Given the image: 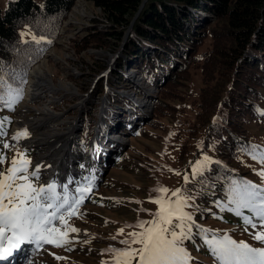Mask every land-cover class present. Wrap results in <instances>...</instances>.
<instances>
[{
  "label": "rangeland",
  "instance_id": "rangeland-1",
  "mask_svg": "<svg viewBox=\"0 0 264 264\" xmlns=\"http://www.w3.org/2000/svg\"><path fill=\"white\" fill-rule=\"evenodd\" d=\"M13 1L0 0V8L5 11ZM105 25L106 22L100 8L96 7L93 2L76 0L67 19L63 22L56 45L47 51L46 56L29 71L28 75L30 80L32 70L45 64L50 69L54 90L48 92L46 89L44 97L37 102L34 101L35 103L23 100L13 114L16 123L21 120L25 122L24 126L31 134L29 139L37 141L40 133L44 132L43 128L32 130L31 126H27L31 119L38 117L35 110L41 111L45 106H51L54 115L61 114V123H64L61 127L63 131L70 128L73 123L80 127L76 120L79 118L78 114L83 111L84 113H81L82 116L85 115V122L82 121L83 131L82 127L76 133L73 129L76 136L67 139L61 132L63 139H60L58 144L63 151L60 161H49L56 152H51L53 149L48 143L36 147L39 142L37 141L34 142L33 147H30L31 149L28 145L27 148L30 151L33 165L38 162H44L47 165L48 162L51 165L55 164L53 168H56L55 166H57L56 169L59 168L58 172L53 173L49 172V168L42 170V182L45 178L50 179L54 176H58L61 180L67 175L76 176L82 171L80 164L91 166L97 177L96 192L93 197L95 202L84 204L81 209L85 214L83 218L72 221L74 226L81 229L80 238L88 239L91 243L76 244L71 252L64 248L45 246V252L43 249L33 253L35 264H101L102 259L108 258L100 255L103 249L110 244L120 247L110 239L120 226L126 223L134 224L138 218L151 219L144 211H140L138 215L140 208L156 210V206L148 202L150 190L158 186H166L170 190L182 187L184 185L183 175L177 176L168 169H174L182 174L187 170L190 173L189 161L194 162L201 156V153L197 155L199 148L195 147L187 161L179 159L183 138L178 134V127H182L188 119L191 121L196 117L197 105H202L205 112L209 104L216 100L218 91L224 83L221 80L223 72L220 67L214 68L213 71L216 74L210 76L203 72L201 66L191 68L179 82L173 85L171 92L165 93L166 100L161 104L163 111L159 112V120L162 124L155 123L151 127L148 123L152 122V117L158 112V109L155 111L153 108L154 97L160 94L162 88L148 83L142 74L135 70L130 71L129 67L124 70L119 69L118 58L124 55L121 52L113 58V54L108 55L106 50H101L100 47H87L83 44L85 47L80 49L84 41L83 37L93 32L91 29L96 28L97 31H102ZM212 43V39L208 38L202 45L201 52H205L212 46ZM102 64H106L108 68L101 73L99 80L94 81L96 72L92 71V66ZM117 73L127 77L129 86L117 87V78L120 77ZM213 77L215 79L212 83L213 88L205 94L203 90L207 88L206 80H211ZM110 80H113L114 84L107 87L105 97L98 96L95 92L96 88L101 82ZM135 88L139 90V93L134 90ZM22 109H26V112L21 111ZM137 112L140 116H137ZM5 115L9 116L11 113L7 111ZM109 115L110 118H108ZM22 128L17 125L15 129L14 126V129L18 131ZM77 135L79 139L86 137L93 140L95 138L89 147L90 151L86 154L79 155L78 149L74 146L79 142ZM160 135H163V139L159 138ZM248 136L253 144L264 146V117L257 115L252 118L248 125ZM27 140H22L20 143L24 142L22 144L24 146ZM99 142L104 143L109 156L108 162H106L104 149H100L103 152V163H88L94 160L93 152ZM208 155L211 156V152ZM120 158L121 165L118 163ZM81 159H86L88 162H82ZM242 159L245 163H242L241 168L235 163V169L247 173L244 177L260 184L261 178L255 174L254 169L259 171L261 165L247 156ZM105 175L108 177L104 183ZM188 187L191 188L190 184ZM151 195L154 196L155 193ZM110 198L123 200L124 203L116 204ZM131 200H139L142 203H131L129 202ZM196 202L201 208L209 207L207 197L202 195ZM225 219L233 218L225 212L222 221ZM196 220L209 228L215 221L208 214H205L203 218L197 214ZM212 229L227 231L237 240L244 239L254 243L247 233L242 231L241 221L235 220L234 224L221 222ZM85 230L89 233L88 236L83 235ZM127 231L129 230L126 229ZM197 240L198 238L195 244L191 241L186 242V247L193 257L192 264H216L208 249ZM197 245H200L199 249ZM55 256L66 257V259L57 260Z\"/></svg>",
  "mask_w": 264,
  "mask_h": 264
},
{
  "label": "trees",
  "instance_id": "trees-1",
  "mask_svg": "<svg viewBox=\"0 0 264 264\" xmlns=\"http://www.w3.org/2000/svg\"><path fill=\"white\" fill-rule=\"evenodd\" d=\"M75 1L14 0L5 11L0 8V61L27 64L30 58L31 70L56 45ZM85 1L100 8L106 25L102 31L91 29L93 32L83 37L79 48L100 47L113 55L122 49L124 55L118 58L119 69L130 67L142 74L148 83L162 88L154 97V109L158 112L148 123L151 127L155 123L162 124L159 112L163 111L161 104L166 100L165 93L191 68L201 66L209 76L216 74L214 68H222L224 83L216 100L205 112L202 105H197L196 117L178 127V134L183 138L179 159L187 161L191 151L203 143L207 154L211 152V156L227 169L247 179L244 177L247 173L235 169V163L239 168L242 166L236 158L235 147L238 142L252 143L248 125L258 115L256 108L264 109V0H147L144 6L145 0ZM29 29L51 40L50 44L42 45L45 48L42 53L38 54L31 42L22 41L20 33ZM208 38L212 39V46L201 52ZM92 67L95 78L108 68L106 64ZM117 75L120 76L117 78L119 86H129L127 78L121 73ZM214 80V77L206 80L205 94L213 88ZM113 84V80L103 81L95 92L104 97L107 87ZM134 90L139 93L138 89ZM163 135L159 138L163 139ZM212 147L214 151L210 150ZM200 153L199 148L197 155ZM218 171L220 175L225 174L223 168L213 164L211 173L206 174L208 187L190 184L191 188H204L202 196L207 197L209 207L213 198L222 195L223 181L216 179ZM213 183L215 197L211 195ZM229 214L234 220L215 219L210 228L221 222L240 221Z\"/></svg>",
  "mask_w": 264,
  "mask_h": 264
},
{
  "label": "snow or ice",
  "instance_id": "snow-or-ice-1",
  "mask_svg": "<svg viewBox=\"0 0 264 264\" xmlns=\"http://www.w3.org/2000/svg\"><path fill=\"white\" fill-rule=\"evenodd\" d=\"M20 36L24 43L34 44L38 54L45 51L42 45L51 43L31 29L21 32ZM30 64V58L27 64L0 61V112H14L22 102ZM256 111L264 117V109L256 108ZM12 122L11 117L0 115V264H35L33 253L45 246L71 252L76 244L91 243L80 238L81 229L72 221L83 218L85 214L81 209L86 201L95 202V170L80 164L82 171L76 176L67 175L63 180L54 176L42 182V170L51 166L44 162L33 165L29 149L20 143L31 134L25 127L9 135L8 127ZM199 148L201 156L194 162L189 161L190 173L168 169L177 176L183 175L184 185L174 190L166 186L151 189L148 202L155 205L156 210H138V215L144 211L151 219L138 218L134 224L120 226L110 237L120 247L110 244L103 249L100 255L108 258L102 259L101 264H192L193 257L186 242L195 244L197 238L216 264H264V146L238 142L235 147L236 158L241 163H245L242 157L247 156L261 165L259 171L254 169L261 178L260 184L239 178L234 170L208 155L203 143ZM213 164L225 170L224 175L218 171L216 177L223 181L222 195L215 197L216 185L211 184V195L215 198L210 207L202 209L196 201L204 194V188L190 189L188 185L208 187L206 174L211 173ZM110 199L116 204L124 203L120 199ZM129 202L142 203L139 200ZM225 212L240 219L242 231L254 243L237 240L227 231L204 227L196 220L197 214L201 218L208 214L223 220ZM83 235L89 233L85 230Z\"/></svg>",
  "mask_w": 264,
  "mask_h": 264
},
{
  "label": "bare ground",
  "instance_id": "bare-ground-1",
  "mask_svg": "<svg viewBox=\"0 0 264 264\" xmlns=\"http://www.w3.org/2000/svg\"><path fill=\"white\" fill-rule=\"evenodd\" d=\"M41 66L42 67L39 66V67L35 68L34 70H32L33 72L30 75V81H29L30 83H29V86L27 88L25 102H26V100L28 103H33L34 101L37 102L39 99L44 97L43 94L46 93V89L48 92H52L54 90V87H52L53 85H52V81L50 78V74H51L50 69L47 66H45V64L41 65ZM100 96H102V95H100ZM86 98H88V97H86ZM79 106H82V105L79 104ZM96 106H97V104H96ZM21 111L26 112V109H22ZM35 112L37 113L38 117L31 119L27 123L28 124L27 126H31L32 130H34V128H37V130H40V128H43L44 132L40 133L39 140H37L39 142H37L36 140H30L29 139V140L25 141L27 144H24V146H26V147L29 146V148H30V147L34 146L33 145L34 142H37L38 146H36V147H39V146H44L45 144L48 143V144H50L51 148L53 149V150H51V152H54V151L56 152V154L53 155L54 157H52L51 160H49V161H51V162H54L56 160L60 161L62 159L61 154H62L63 149L60 148L61 146L58 143H59L60 139H63L62 133L65 134L66 137L65 136L64 137L66 139L68 137H71V136H76V134L73 133V129H74V132L76 133L78 130V125L76 123H73V125H71L70 128L63 131L61 127L64 123L63 124L61 123V120H62V117L60 116L61 114H55L54 115L53 114V108L49 105L45 106L44 110H41V111L35 110ZM21 115H23V114H21ZM21 117H23V116H21ZM54 121H55V123H54ZM17 125L19 127L22 126L24 128L25 122L22 120L17 121V123L15 125V129H16ZM59 125H60V127H59ZM15 129H14L13 133L18 131ZM98 133H99V130L97 132V135H98ZM97 138H98V136H97ZM23 143H21V144H23ZM57 148L59 150H56ZM79 155H81V153H79ZM49 164L51 166V167H49L50 173H53L55 171L58 172L57 170L59 168L56 169L57 166H55L56 168H53V166L55 164L51 165V163L47 162V165H49Z\"/></svg>",
  "mask_w": 264,
  "mask_h": 264
},
{
  "label": "water",
  "instance_id": "water-1",
  "mask_svg": "<svg viewBox=\"0 0 264 264\" xmlns=\"http://www.w3.org/2000/svg\"><path fill=\"white\" fill-rule=\"evenodd\" d=\"M146 1H147V0H145V2L142 4V6H144V4L146 3ZM130 31H131V29H130L129 32L126 34L125 41L127 40V38H128V34L130 33ZM120 52H122V49L120 50ZM116 56H117V55H116ZM113 57H114V56H113ZM81 113L83 114L84 112H81ZM81 113L79 114V120L82 118Z\"/></svg>",
  "mask_w": 264,
  "mask_h": 264
}]
</instances>
